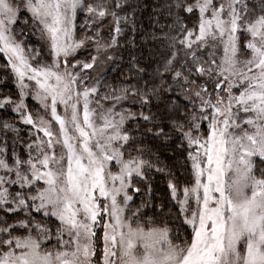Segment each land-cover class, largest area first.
Returning a JSON list of instances; mask_svg holds the SVG:
<instances>
[{
	"label": "snow or ice",
	"instance_id": "snow-or-ice-1",
	"mask_svg": "<svg viewBox=\"0 0 264 264\" xmlns=\"http://www.w3.org/2000/svg\"><path fill=\"white\" fill-rule=\"evenodd\" d=\"M0 57V264H264V0H0Z\"/></svg>",
	"mask_w": 264,
	"mask_h": 264
},
{
	"label": "trees",
	"instance_id": "trees-1",
	"mask_svg": "<svg viewBox=\"0 0 264 264\" xmlns=\"http://www.w3.org/2000/svg\"><path fill=\"white\" fill-rule=\"evenodd\" d=\"M82 18V16H81ZM80 18V19H81ZM147 15L143 17V23L147 25ZM189 25L191 26V21L189 22ZM107 36V32L105 33ZM132 34L129 33L128 36L121 38V44L124 43L125 39H131ZM141 39L140 36H136V40L139 41ZM30 42L35 43V39L30 37ZM115 54L117 56V59L113 63H109L107 68L102 73L104 76H106L105 83H118L119 81L123 80L127 73V67H128V60H129V54L127 50L124 49H117L115 50ZM90 52H80L78 54L79 58H84L85 55H88ZM77 56V57H78ZM122 57V58H121ZM4 60L2 57H0V64H3ZM0 93L3 95H13L16 94V88L15 84L11 79H4L2 73H0ZM103 94V90L102 93ZM125 107H128L126 104ZM133 111H138L137 107H133ZM0 117L7 118L11 121H13L16 124V127L20 131V136L24 138L25 141H27L29 136V127L19 121V117L16 116L14 113H12L10 110L2 111L0 112ZM135 122H131L128 124L129 128H134ZM2 139V137H0ZM9 144H11V140H9ZM146 145L151 149L152 153H154L156 156H158L161 166L165 167V171H171L175 173L180 178V184L181 187L183 186L184 179L188 178L190 176V167L185 168V159H186V153L180 154L176 153L173 155L172 150L170 147H165L162 139L156 140L148 138L146 140ZM21 148V151H23L22 146H18V148ZM19 148V150H20ZM146 159L148 157H145ZM167 179L168 177L160 174V173H154L150 175V182L152 184V194L149 197L147 195V184L143 186L142 193L137 195L135 197V204L132 205L133 209H135L136 205L140 204L142 200H146L148 204L151 206L152 204L159 205L161 203L168 205V207H165V212L169 210V196L170 193L167 190ZM140 182L137 181V186H139ZM147 215L152 214L151 207L146 208L144 210Z\"/></svg>",
	"mask_w": 264,
	"mask_h": 264
},
{
	"label": "rangeland",
	"instance_id": "rangeland-1",
	"mask_svg": "<svg viewBox=\"0 0 264 264\" xmlns=\"http://www.w3.org/2000/svg\"><path fill=\"white\" fill-rule=\"evenodd\" d=\"M82 19H83V17L81 18V20H82ZM32 38H34V37H32ZM34 39H35V38H34ZM35 43H36V42H35ZM35 43H33V44H35ZM80 52H90L88 55H85L84 58L87 57V56H89V55H91V54H94V53L91 51V46H89L87 49L80 50L79 53H80ZM79 53H78V54H79ZM115 53H116V52H115ZM45 55H46V53H45ZM77 59H83V58H79V56H78ZM108 64H109V63L104 64L103 66H101L100 68H98V69H97V72L103 73L104 70L107 68ZM93 75H96V73L94 72ZM25 102H26V104L28 105V108L32 111V113H33L34 116L39 115V114H42V113H40V111H39V106H38V104H37L36 101H34L30 96H28V97L25 98ZM15 115H16V114H15ZM27 126L29 127V130H31V126H29V125H27ZM19 148H20V147H19ZM20 151H21V148H20Z\"/></svg>",
	"mask_w": 264,
	"mask_h": 264
}]
</instances>
